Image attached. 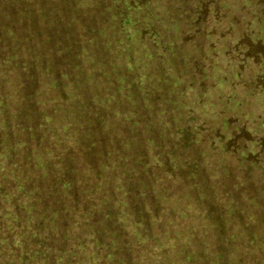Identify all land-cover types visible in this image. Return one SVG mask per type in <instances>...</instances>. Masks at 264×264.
Wrapping results in <instances>:
<instances>
[{"label":"trees","instance_id":"16d2710c","mask_svg":"<svg viewBox=\"0 0 264 264\" xmlns=\"http://www.w3.org/2000/svg\"><path fill=\"white\" fill-rule=\"evenodd\" d=\"M117 1L0 0V264H132L162 220L148 202L185 185L181 166L138 155L130 134L156 117L111 93L131 71L103 50Z\"/></svg>","mask_w":264,"mask_h":264},{"label":"rangeland","instance_id":"374dc122","mask_svg":"<svg viewBox=\"0 0 264 264\" xmlns=\"http://www.w3.org/2000/svg\"><path fill=\"white\" fill-rule=\"evenodd\" d=\"M116 4L103 50L116 72L131 71L113 80L111 93L128 112L137 107L146 120L156 117L150 129L140 123L130 134L138 155L166 167L173 161L185 182L175 195L158 197L160 210L148 202L162 220L141 248L132 245V264L143 257V264H175L186 248L191 264H264V0Z\"/></svg>","mask_w":264,"mask_h":264}]
</instances>
